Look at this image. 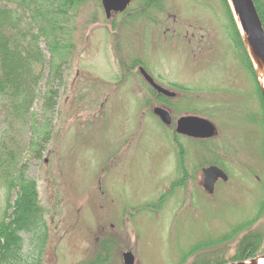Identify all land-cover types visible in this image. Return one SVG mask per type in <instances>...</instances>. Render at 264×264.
<instances>
[{"label": "rangeland", "instance_id": "obj_1", "mask_svg": "<svg viewBox=\"0 0 264 264\" xmlns=\"http://www.w3.org/2000/svg\"><path fill=\"white\" fill-rule=\"evenodd\" d=\"M153 1L133 0L107 19L100 0H82L71 11L74 46L66 57L52 59L40 41L44 75L28 120L12 119L0 98V152L13 153L24 178L36 182L46 212L42 255L34 259L37 240L22 234L20 264H122L126 251L135 264L229 262L255 235L263 237L264 257V107L227 9L222 0ZM18 4L0 0L27 25ZM137 66L160 83L159 76L174 81L184 98L172 106L217 129L210 141L177 140L183 167L173 163V128L153 115L159 105ZM214 163L230 181L209 200L197 182ZM6 197L0 181V221ZM247 221L252 238L242 236ZM98 226L110 231L95 235Z\"/></svg>", "mask_w": 264, "mask_h": 264}, {"label": "trees", "instance_id": "obj_2", "mask_svg": "<svg viewBox=\"0 0 264 264\" xmlns=\"http://www.w3.org/2000/svg\"><path fill=\"white\" fill-rule=\"evenodd\" d=\"M19 1L18 9L27 10L30 19L27 25L23 24L15 10L0 7V98L8 107L12 119L26 122L35 100V91L44 75L45 56L39 47L40 41L42 39L46 42L52 59L62 60L66 57L72 49L71 46H74L71 42L73 29L69 26L71 11L82 0ZM222 1L236 37L237 48L242 52L241 62L255 78L228 3L226 0ZM252 1L264 30V0ZM152 3L155 6L157 4L156 0ZM257 88L259 92L258 85ZM52 94L53 91L50 92L49 99ZM262 128L264 132V116ZM16 162L13 153L0 152V181L7 195L4 214L0 221V264L24 262L25 240L22 234L26 235L32 244L37 240L33 247V252L36 253L34 259L37 260L40 259L48 238L46 212L39 200L37 184L33 180L24 178L22 172L17 169ZM13 190H16V195L10 203V193ZM159 203L154 206L155 209L159 208ZM262 245L263 237L255 235V238L243 243L229 262L220 256L211 259L212 264L252 260L263 254Z\"/></svg>", "mask_w": 264, "mask_h": 264}, {"label": "water", "instance_id": "obj_3", "mask_svg": "<svg viewBox=\"0 0 264 264\" xmlns=\"http://www.w3.org/2000/svg\"><path fill=\"white\" fill-rule=\"evenodd\" d=\"M104 15L110 19L113 14L123 13L131 3V0H100ZM228 6L233 15L239 35L247 55L249 56L258 85L261 90L264 105V30L252 0H227ZM139 72L143 78L158 92L169 97L173 94L157 86L148 74L142 69ZM262 81V82H261ZM153 114L161 122L168 126L171 123L169 113L162 108H155ZM176 133L182 136L197 140H209L217 136L216 127L208 120L193 116H183L176 123ZM203 186L207 193L212 194L214 185L218 179L227 180L225 173L210 166L202 170ZM249 262H238L229 264H251ZM123 264H135L133 255L126 252L122 255Z\"/></svg>", "mask_w": 264, "mask_h": 264}, {"label": "flooded vegetation", "instance_id": "obj_4", "mask_svg": "<svg viewBox=\"0 0 264 264\" xmlns=\"http://www.w3.org/2000/svg\"><path fill=\"white\" fill-rule=\"evenodd\" d=\"M116 16V15H115ZM172 19V21L174 22V19H175V15H173V16H171V17H168V20L169 19ZM172 22V23H173ZM190 36H191V39L189 40V43H191L195 38H196V35H195V33H191L190 34ZM196 43H197V45L196 46H198V47H200V44L202 43L201 41H199V43L196 41ZM200 49V48H199ZM141 68V66H137V70H138V72H139V69ZM140 75H141V73H139ZM141 77H142V80H143V82L149 87V89H146V90H148V93H149V96H150V99H153L154 100V102L156 103V105H159L158 107H154V108H152V111L155 109V108H162V109H165L168 113H169V116H170V119H171V123H170V125H168V127H172L173 128V131H171L172 132V134H173V139H172V137L170 138V140H171V142L174 144V148H176L175 149V154H173V155H171V157H172V160H173V163H174V165L177 167L178 166V163H179V166L181 165L182 167H183V164H181V162H184L185 161V157H186V152H185V150H184V148H183V146L180 144V143H178V141H179V139H181L182 137H184V138H189V137H186V136H181V135H178L177 133H176V123H177V121H178V119L179 118H181V117H183V116H178L177 117V115H175L177 118H175V120H174V113H175V111L176 112H178L179 113V115L180 114H183V113H181V111H179L178 110V107H174V106H172L173 104H172V101L176 104V102L180 99H182V98H184V97H182V98H180L181 96V94L182 93H184V89H183V91L181 90V88H180V86H176L175 84H174V81H172V82H170V81H168V83L167 82H165V81H163L162 79H160V76H159V81H161V83L160 82H158V81H156L154 78H152L151 76V79L153 80V82L157 85V86H159L160 88H162L163 90H165V91H168V92H170V93H172L173 94V96L172 97H169V96H167V95H165V94H163V93H161V92H158L157 90H155L153 87H151V85L143 78V76L141 75ZM141 90V89H140ZM180 91H182V93L180 92ZM185 92H187V91H185ZM181 93V94H180ZM174 112V113H173ZM173 114V115H172ZM184 116H187V114H183ZM191 116V115H190ZM158 120V122L160 123V124H162L160 121H159V119H157ZM167 128V127H166ZM189 139H192V138H189ZM178 140V141H177ZM198 141H200V140H198ZM203 141V140H202ZM204 141H207V140H204ZM177 153V154H176ZM217 166V167H219L220 169H222L224 172H225V170H224V168L222 167V166H219V165H217V164H212V165H210V166ZM204 168L202 167L201 169H200V171H199V176H198V182H197V186H199V188H200V190H201V192H202V194L206 197V199H209V200H212L214 197V194H215V191H217L216 190V188L218 189V186L219 185H221V184H228V182L230 181V177H228V179L226 180V181H222L221 179H218L217 181H216V183H215V187H214V192H213V194L212 195H207V193L205 192V189H204V186H203V176H202V170H203ZM226 173V175H227V172H225ZM174 182H172V184H173ZM177 183V182H176ZM248 191H249V189H248ZM190 197H191V194H190ZM190 199V198H189ZM187 207H189V208H191V207H193V206H191V202H189V204H188V206ZM263 208H264V206H263ZM257 209V208H256ZM262 218L264 219V210L262 211ZM251 221V220H250ZM248 223H247V225L245 226V228L243 229L244 231L242 232V231H236V232H232L231 233V239H237L239 236H240V233L239 232H242V236L243 235H247L246 236V238H252L253 236L251 235V231H250V229L251 228H249V226H252V222H249V221H247ZM246 229V230H245ZM108 231H110V229H109V227H104V226H98L97 227V229H96V234L95 235H98V234H100V235H104V234H107L108 233ZM241 236V237H242ZM240 237V238H241ZM245 238V239H246ZM99 241V237L97 236L96 238H94V242H98ZM239 242H240V239L238 240V242L235 244V249H237V247L239 246ZM204 246H202V247H200V248H203Z\"/></svg>", "mask_w": 264, "mask_h": 264}, {"label": "bare ground", "instance_id": "obj_5", "mask_svg": "<svg viewBox=\"0 0 264 264\" xmlns=\"http://www.w3.org/2000/svg\"><path fill=\"white\" fill-rule=\"evenodd\" d=\"M251 264H264V257H259L255 259Z\"/></svg>", "mask_w": 264, "mask_h": 264}]
</instances>
